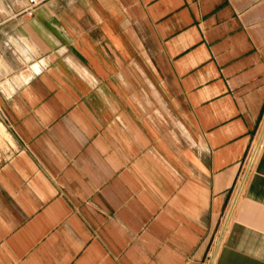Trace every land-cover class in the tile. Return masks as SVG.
Returning a JSON list of instances; mask_svg holds the SVG:
<instances>
[{"label":"crops","instance_id":"crops-1","mask_svg":"<svg viewBox=\"0 0 264 264\" xmlns=\"http://www.w3.org/2000/svg\"><path fill=\"white\" fill-rule=\"evenodd\" d=\"M30 6L0 0V264H264V0Z\"/></svg>","mask_w":264,"mask_h":264},{"label":"built area","instance_id":"built-area-1","mask_svg":"<svg viewBox=\"0 0 264 264\" xmlns=\"http://www.w3.org/2000/svg\"><path fill=\"white\" fill-rule=\"evenodd\" d=\"M29 1L31 3L30 7H34L41 0H29ZM263 144H264V117L257 131L255 132L253 139L246 152V155L241 163V167L238 172V176H237L236 184H235L236 197L242 194L247 181L251 177L255 169V166L257 164V160H258L261 148L263 147ZM229 213H230V210L227 212V214L224 217V220L221 226L222 230L225 229V227L227 226ZM216 246L217 245H215V247L210 251L207 258L202 264H212L214 256H215V252H216Z\"/></svg>","mask_w":264,"mask_h":264}]
</instances>
